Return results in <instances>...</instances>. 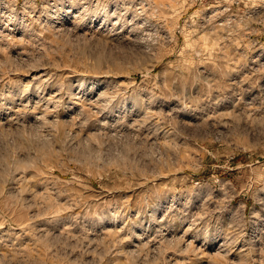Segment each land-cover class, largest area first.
Segmentation results:
<instances>
[{
	"label": "rangeland",
	"instance_id": "obj_1",
	"mask_svg": "<svg viewBox=\"0 0 264 264\" xmlns=\"http://www.w3.org/2000/svg\"><path fill=\"white\" fill-rule=\"evenodd\" d=\"M0 264H264V0H0Z\"/></svg>",
	"mask_w": 264,
	"mask_h": 264
}]
</instances>
